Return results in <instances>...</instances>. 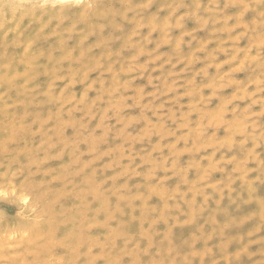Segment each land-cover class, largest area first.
Wrapping results in <instances>:
<instances>
[{"label": "rangeland", "instance_id": "rangeland-1", "mask_svg": "<svg viewBox=\"0 0 264 264\" xmlns=\"http://www.w3.org/2000/svg\"><path fill=\"white\" fill-rule=\"evenodd\" d=\"M0 264H264V0H0Z\"/></svg>", "mask_w": 264, "mask_h": 264}, {"label": "bare ground", "instance_id": "bare-ground-1", "mask_svg": "<svg viewBox=\"0 0 264 264\" xmlns=\"http://www.w3.org/2000/svg\"><path fill=\"white\" fill-rule=\"evenodd\" d=\"M60 14V13H59ZM4 98V97H3ZM125 249V248H124ZM123 253V252H122Z\"/></svg>", "mask_w": 264, "mask_h": 264}]
</instances>
